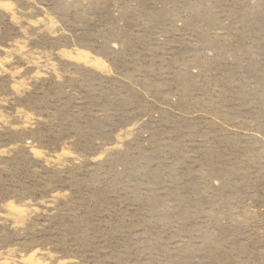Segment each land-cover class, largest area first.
<instances>
[{
  "label": "rangeland",
  "instance_id": "374dc122",
  "mask_svg": "<svg viewBox=\"0 0 264 264\" xmlns=\"http://www.w3.org/2000/svg\"><path fill=\"white\" fill-rule=\"evenodd\" d=\"M0 264H264V0H0Z\"/></svg>",
  "mask_w": 264,
  "mask_h": 264
}]
</instances>
